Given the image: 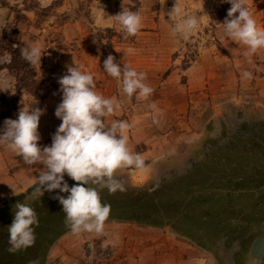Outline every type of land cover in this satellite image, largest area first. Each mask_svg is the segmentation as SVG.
Here are the masks:
<instances>
[{
    "label": "rangeland",
    "instance_id": "obj_1",
    "mask_svg": "<svg viewBox=\"0 0 264 264\" xmlns=\"http://www.w3.org/2000/svg\"><path fill=\"white\" fill-rule=\"evenodd\" d=\"M193 1L192 5H195L193 8L201 13L198 17L200 27L191 37L182 39L179 45L181 52L184 49L188 50L186 53L187 64H184L186 69L200 55V49L206 45L204 41L214 42L215 29L226 19L227 12L231 7L229 3L222 2V0ZM157 2L158 0H0V36L8 35L16 43L26 46L38 45L43 54L41 63L35 64L38 79L42 83L41 89L36 95L26 90H17L16 78L7 69L0 72V88L8 95V103H0V130L4 128L6 119H17L19 111L23 108L46 109L45 114L40 118L38 128L39 133L45 130L49 134V138L43 136L44 140L38 142L41 147L45 146L47 143L44 142H48L52 133L56 131L54 124L60 121L55 116L57 101L52 103H46V101L54 91H59L56 96L62 98L58 79L66 74V65H73L75 62L82 71L95 73L99 75L98 80L103 81V66L94 63V58L100 57L104 61L111 54L117 59L118 55L114 47L120 40L112 41L113 37L119 34V39L122 42H127L130 37L123 39L125 33H122V29L121 33L115 32L114 28L104 29L103 25L96 23L97 15L100 13L106 15L100 19L107 20L109 24L114 19L113 11H116L117 14L122 9L150 11ZM165 2L172 3V0H165ZM184 4L191 3H182V9L185 7ZM143 14L145 15V12ZM142 19L143 23L139 32L148 31L147 28L145 29V26L149 25L148 21L145 16H142ZM115 25L121 27L119 23ZM138 36L142 42L145 39H152L149 34H140L134 37ZM151 44L153 47L154 42L152 41ZM150 54L152 58L159 60L158 69L165 71L170 65L172 66V58L175 59L181 55L179 51L170 54V50L160 42L151 48ZM3 61L4 58L0 52V64ZM230 62L221 66L220 83L223 91L219 93L220 95L218 94L220 98L202 99L203 102L207 101L205 108L200 113L196 110L194 114L196 123H199V129H196V132L201 136V140L193 142L191 148H187L186 145H181L178 148L180 144L174 142V148L170 151L174 153L175 162L173 165L162 168L159 177L166 176L177 179L178 177H188L190 173L189 178L184 182L185 189L192 187L191 193L194 194L196 191L207 192L208 188L204 186V178L207 177L212 178L208 184L215 183L216 186H220L218 181L225 175L226 167L230 168L228 176L232 174L236 179L250 177L254 174L252 178H246L248 181L246 179L243 181L244 185L237 186L240 191L247 190L248 187L253 188L256 184L254 181L259 180L260 193L258 191L255 196H250L245 203L243 202L245 205H250V216H245L243 213L241 215H237L236 212L232 213L227 217L231 221L225 224L223 220L219 221L221 219H218L207 230L204 229L205 233L202 232L200 235L197 233V238L206 241L212 240V251L206 250L207 264H246L247 258L252 255L258 257L255 258L254 264H264V217H255L257 211L264 216V181L261 180V177L264 176V112L254 110V105L249 103L250 100L247 98L245 89L240 86V76L237 71L241 65ZM257 63L255 61L251 67L258 65ZM94 65H98V68ZM106 77L107 79L112 78L111 76ZM46 92H48V96L45 100H41L40 98ZM148 107L147 105L146 109ZM55 119H57L56 122H49ZM218 139L221 142H214ZM215 144H219L221 149L215 147ZM212 149L215 150L213 157H217L216 161L221 158L220 152L221 154H230L233 160L221 158L218 164L224 169L220 172L216 171L213 166H208L202 171L193 170L194 164L199 163L202 158L199 154ZM244 156L247 158L243 159ZM243 160L252 163L248 169H245ZM22 162V157L17 156L5 144H0V175L2 176L0 178V208L12 197L27 192L33 184L38 183L37 177L43 167H38L37 164L32 166L25 164V167H22L20 165ZM5 165L7 167H3ZM256 166L260 169H256ZM28 168L30 170L26 171ZM116 178L123 184L132 186L125 176L120 175ZM240 197L244 198L242 195ZM257 201H261L262 205L256 207ZM244 223L249 225V229L246 228V232L242 233L240 228L245 226ZM162 229L169 230L170 228Z\"/></svg>",
    "mask_w": 264,
    "mask_h": 264
},
{
    "label": "crops",
    "instance_id": "obj_2",
    "mask_svg": "<svg viewBox=\"0 0 264 264\" xmlns=\"http://www.w3.org/2000/svg\"><path fill=\"white\" fill-rule=\"evenodd\" d=\"M187 2L191 4H184L182 16L173 19L168 13L173 8L175 0H172V3L158 0L152 10L138 11L141 16L146 17L149 25L145 26L148 31H141L137 35L149 34L151 40L145 39L142 42L140 36L139 38L130 36L127 42H122L119 34L112 39V41L120 40L114 47L118 55L116 62L121 67L127 64L138 72L146 73L147 78L144 82L154 89L149 97L144 98L137 93L129 99L123 93L120 81L109 77L107 79L106 76L109 75L105 71H103V81L98 80L99 75L92 73L97 83L96 91L106 98H115L121 103V108L107 117L106 123L111 124L114 120L128 122L130 128L125 133L128 136V147L133 153L143 157V168L125 167L115 173V176H125L135 187L141 188L153 180L159 182L164 179H174V177H159L162 168L175 162L174 153L170 149L174 148V142L180 144L178 148L181 145L191 148L193 142L201 140V136L196 132L199 123H196L194 114L196 110L200 113L205 108L207 101L205 103L202 99L220 98L219 93L223 91L220 83L221 66L228 61H231V64L241 65V70L237 71L240 76V86L245 89L249 103L254 105V110L264 112V48L249 54L245 45L224 34L221 24L215 29L214 42L204 41L206 45L200 49L196 61H192L187 69L184 68V64H187L188 50L180 51L179 45L184 38L172 34L173 23L185 15L199 17L201 14L193 8L195 6L192 5L193 0H180L181 5ZM246 5L257 21V27L264 30V0H246ZM116 14V11H113V16ZM100 17L106 15L103 13L97 15L98 25H103L104 29L114 28L115 32L121 33V27L115 25L118 24L115 19L108 24L107 20H102ZM152 41L153 47L160 42L170 50V54H175L177 51L181 53L175 59L172 58V66L170 65L166 71L158 69L159 60L152 58L150 54L153 48ZM255 61L258 65L251 67ZM94 63L103 66L104 61L96 57ZM94 67L98 68V65ZM245 72L251 73V76L246 77ZM58 93L59 91H54L46 103L57 101L59 104L62 98L56 96ZM147 105L149 107L146 109ZM152 105L156 106L155 109L151 107ZM56 121L57 119L49 122ZM60 123L61 120L54 124L56 129ZM54 133L48 142H44L47 143L45 146L51 145ZM40 136V141L43 136L49 138L45 130L40 132ZM20 165L25 167L24 161ZM29 170L28 168L26 171ZM207 255V251L196 242L171 229L108 219L103 234L69 232L64 235L51 250L47 264H207ZM252 258L258 257L252 255Z\"/></svg>",
    "mask_w": 264,
    "mask_h": 264
},
{
    "label": "clouds",
    "instance_id": "obj_3",
    "mask_svg": "<svg viewBox=\"0 0 264 264\" xmlns=\"http://www.w3.org/2000/svg\"><path fill=\"white\" fill-rule=\"evenodd\" d=\"M222 2L231 5L226 19L220 23L224 34L245 45L249 54L264 48V30L257 27L246 0ZM168 15L171 19L182 16L180 0H175ZM112 17L121 26L125 38L136 36L141 30L143 19L138 11L122 9ZM199 27L197 16L185 15L174 21L172 34L187 39ZM20 51L30 64L41 63L43 54L38 45L26 46ZM7 62H11L10 56ZM66 68V74L58 79L62 99L55 109V116L61 123L52 136L51 145L41 147L38 143L41 139L38 131L40 118L46 112V109L39 107L23 108L17 119H6L4 128L0 130V144H5L22 157L28 166L43 165L33 197H42L45 191L54 190L68 194L66 197L58 194L54 199L62 205L65 223L73 234H103L111 205L102 203L100 190L107 188L109 193L124 191V185L115 173L125 167L143 168L144 160L128 147V136L125 135L130 128L128 122L114 120L111 124L106 123V118L119 110L121 103L98 93L94 76L82 71L75 62L66 65ZM103 69L122 83L123 93L129 99L137 93L147 98L154 92L144 82L146 73L138 72L127 64L121 67L111 54L104 60ZM244 75L250 77L251 73L245 72ZM151 107L155 109L156 106ZM65 174L78 183L69 187L64 179ZM15 208L13 221L8 226V250L13 253L34 245L36 237L33 226L39 224L37 214L30 205L17 202Z\"/></svg>",
    "mask_w": 264,
    "mask_h": 264
},
{
    "label": "trees",
    "instance_id": "obj_4",
    "mask_svg": "<svg viewBox=\"0 0 264 264\" xmlns=\"http://www.w3.org/2000/svg\"><path fill=\"white\" fill-rule=\"evenodd\" d=\"M24 47H26L25 44L16 43L8 35L0 36V52L4 58L3 63L0 64V72L7 69L16 78L17 90H26L36 95L41 89L42 83L38 79L36 65L30 64L22 57L20 50ZM9 56L11 57L10 63L7 62ZM47 96L48 92L43 94L40 99L45 100ZM0 103H8V95L1 88ZM214 142H221V140H214ZM219 146V144H215V147L221 149ZM213 155H215L214 149L200 153L199 156L202 158L199 160V163L194 164L193 170L202 171L208 166H213L216 171L220 172L224 169L222 164V168L218 164L221 158L233 160L230 154H221L220 152L221 158H218V162L215 159L217 157H213ZM246 158L247 156H244L243 159ZM242 162L246 166L245 169H248L252 164L246 160ZM229 169L226 167L225 175L222 176L224 179L219 176L221 180L218 181V177L217 181L220 186H216L215 183L208 184L212 178H204V186L208 188L207 192L196 191L192 194V187L185 189L186 185L184 182L189 178V173L188 177H178L173 180L164 179L141 188L123 184L125 190L115 193H109L108 189L104 188L100 190V196L102 203L111 205L108 219L170 228L190 238L205 250L212 251V240L199 239V237L197 238V233L200 235L204 229L207 230L218 219H221L219 221L223 220L226 224L228 221H231L227 217L235 212L237 215L243 213L245 216H250V205H245L243 202L245 203L248 197L255 196L258 191L260 193V189H258L261 186L259 185V180L254 181L256 184L253 188L248 187L247 190L243 189V191H240L237 187L239 184L244 185L243 181L246 178H252L254 174L250 177L245 176V178L236 179L232 174L228 176L227 173H230ZM256 169L260 168L256 166ZM252 172L254 173V171ZM67 177L64 179L69 184V187L78 183ZM261 178L264 181V176ZM246 181L248 180L246 179ZM37 186L38 183L33 184L27 192L12 197L5 203L4 207L0 208V264H30L32 261H36L37 264H47L54 245L64 235L71 232L70 227L65 223V213L62 210V205L57 199H54L58 194L65 197L68 194L59 193V190H54L53 192L45 191L42 197H33L32 193ZM261 192L263 193V191ZM190 194L192 196H189ZM240 195L244 196V198L240 197ZM17 202L30 205L37 214L39 224L38 226H33L36 237L34 245L13 253L8 250L10 247L8 226L13 221L16 210L15 204ZM261 205V201L256 202V207ZM227 213L228 215H226ZM224 215L226 216L224 217ZM255 215L258 218L264 217L258 211L255 212ZM244 225V227L240 228L242 233L249 229L247 223H244Z\"/></svg>",
    "mask_w": 264,
    "mask_h": 264
},
{
    "label": "flooded vegetation",
    "instance_id": "obj_5",
    "mask_svg": "<svg viewBox=\"0 0 264 264\" xmlns=\"http://www.w3.org/2000/svg\"><path fill=\"white\" fill-rule=\"evenodd\" d=\"M249 259V260H248ZM236 260V259H235ZM241 260V259H240ZM239 262V260H238ZM254 264L255 263V259H253L252 257H248L247 260H246V264Z\"/></svg>",
    "mask_w": 264,
    "mask_h": 264
},
{
    "label": "water",
    "instance_id": "obj_6",
    "mask_svg": "<svg viewBox=\"0 0 264 264\" xmlns=\"http://www.w3.org/2000/svg\"><path fill=\"white\" fill-rule=\"evenodd\" d=\"M66 176H67V175L65 174V177H66ZM65 177H64V178H65ZM67 178H68V177H67ZM4 206H5V205H4ZM4 206H2V207H4Z\"/></svg>",
    "mask_w": 264,
    "mask_h": 264
}]
</instances>
